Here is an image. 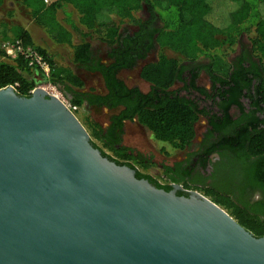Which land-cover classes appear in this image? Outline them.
<instances>
[{
    "label": "trees",
    "instance_id": "1",
    "mask_svg": "<svg viewBox=\"0 0 264 264\" xmlns=\"http://www.w3.org/2000/svg\"><path fill=\"white\" fill-rule=\"evenodd\" d=\"M21 3L31 9L34 23L51 40L73 48L74 65L97 74L104 92L84 91V83L78 76L59 66L44 50L36 49L50 67L46 82L59 88L71 106L78 109L89 106L119 110L110 117L106 129L89 124L91 137L100 146L92 141L91 144L102 156L135 170L137 179L170 192L171 185H161L142 173L140 170L146 171L149 164L121 145L125 123L136 122L155 141L184 151L195 139V125L204 118L207 130L191 157L203 171L211 156L218 154L222 161L211 165L208 178H185L192 168L185 170L182 163L166 167L164 176L170 184L181 185L184 190L201 189L255 237L264 236V0H55L48 5L43 0H21ZM3 6L4 1L0 0V10ZM65 7H71L78 15V23L66 15L70 29L57 20L58 12ZM144 7L148 16L141 20L137 13ZM115 18L128 21L136 31L132 35L120 33ZM10 31L12 41L33 47L25 29L14 26ZM70 31L78 37L76 44H72ZM93 35L105 46V63L93 51ZM243 35L248 38L250 51L234 58L226 75H219L216 69L222 63L217 59H226L234 52ZM3 40H9L5 34ZM155 48L159 49L156 60L143 65L139 72L141 80L150 86L147 93L119 80L121 71L134 68ZM165 49L179 55L191 67L165 56L162 53ZM201 72L210 82L209 91L196 85ZM40 78L45 82L39 70L28 67L23 58L11 60L0 54V89L11 86L18 95L30 97L37 87L36 79ZM177 82L182 83L183 91L202 96L215 110L200 108L196 101L180 96L172 90ZM239 173L242 183L237 177ZM238 181L242 193L252 192L250 198L237 194ZM256 192L261 197L255 201Z\"/></svg>",
    "mask_w": 264,
    "mask_h": 264
},
{
    "label": "water",
    "instance_id": "2",
    "mask_svg": "<svg viewBox=\"0 0 264 264\" xmlns=\"http://www.w3.org/2000/svg\"><path fill=\"white\" fill-rule=\"evenodd\" d=\"M177 191L102 156L41 89H0V264H264V236Z\"/></svg>",
    "mask_w": 264,
    "mask_h": 264
},
{
    "label": "rangeland",
    "instance_id": "3",
    "mask_svg": "<svg viewBox=\"0 0 264 264\" xmlns=\"http://www.w3.org/2000/svg\"><path fill=\"white\" fill-rule=\"evenodd\" d=\"M4 6L0 10V54L4 53L3 45L7 41L12 42L13 36L10 31V27L19 26L25 29L32 40L33 48L44 50L52 60H54L59 66L64 67L66 71L72 72L76 76H78L82 82L84 83V91L92 90L97 94H102L104 92L103 84L100 77L97 74L89 73L82 68L77 67L73 63V48L68 45H60L55 43L50 39L48 34L44 29L37 26L32 19V11L24 7L21 3V0H3ZM54 2L55 0H48ZM50 3V2H49ZM9 15L11 18L9 19ZM66 15H69L70 21L74 23H78V15L77 13L71 9V7H65L58 12L57 20L67 29L69 28L68 18ZM148 16L147 10L144 7L140 12L137 13V17L141 20L146 19ZM117 22H119L120 33L126 35H132L136 31V27L131 25L128 21H119L115 18ZM5 24V25H3ZM3 26L5 28H3ZM71 32V31H70ZM72 33V44H76V39L78 38L75 33ZM3 34L7 36L9 40H3ZM91 44L94 53L102 59L105 63V46L99 40V37L96 35L92 36ZM234 52L230 53V55L226 59L218 58L217 61L221 62L222 65L219 66V69H216L219 75H226L228 71L231 69L230 62L238 57L243 52L250 51V43L246 35L241 36L239 42L234 47ZM159 49L155 48L152 52H150L147 58L143 61H139L137 65L131 70L121 71L118 75L119 80H121L128 87H136L142 93H147L149 91V84L142 81L139 72L140 68L150 62H154L158 55ZM162 53L168 58L178 60L181 65L190 66L188 62L182 61L179 55L171 52L170 50H162ZM6 55V54H5ZM12 60V59H11ZM199 63H206L205 60H199ZM191 67V66H190ZM188 72L184 74V78L188 79ZM37 88L41 86L42 78L36 79ZM196 85L205 90H210V82L204 73H200L198 79L196 80ZM172 90L179 92L180 96L187 97L192 99L198 103L200 108L209 109L210 102L205 100L204 98L198 97L196 94L191 92H185L182 90V83H175L172 87ZM119 110L109 111L104 108L98 107H83L74 112L75 117L81 123V125L88 132L90 139L96 145L100 146V144L91 137V130L89 128V124L93 123L98 125L102 129H106L109 123V119L112 115L118 113ZM207 130V124L204 118H200L197 124L195 125V139L193 140L191 146L184 151H177L172 149L169 145L159 143L155 141L150 133L139 126L136 122L125 123V132L122 136L121 145L130 149L132 156L138 158L139 160H144L149 164V168L146 171L140 170L142 173L149 175L153 179L158 182H162V177L166 179L164 176L165 168L171 167L174 162L178 161H192L191 155L196 152L198 149V145L201 143L203 135ZM109 154V153H108ZM210 160H214V157H211ZM220 171V169H219ZM238 179L242 176L239 173L237 175ZM238 181L235 184L236 192L238 195H244L238 188ZM183 188V187H182ZM188 191H197L202 196H205L201 189L199 190H188ZM248 198L251 197L252 192H248ZM246 194V193H245ZM209 200H212L211 197L205 196ZM254 200L256 201L259 198V194L253 195ZM222 208V207H221ZM223 209V208H222ZM226 213L231 216L230 211L223 209ZM232 217V216H231ZM233 218V217H232Z\"/></svg>",
    "mask_w": 264,
    "mask_h": 264
},
{
    "label": "built area",
    "instance_id": "4",
    "mask_svg": "<svg viewBox=\"0 0 264 264\" xmlns=\"http://www.w3.org/2000/svg\"><path fill=\"white\" fill-rule=\"evenodd\" d=\"M44 2L45 4H49L50 1L44 0ZM3 49L8 58L15 59L16 57H21L27 63L28 67L39 70V72L43 75L45 82H43L41 86H38V89L43 90L48 96L55 94L57 96L56 98L74 115V112L77 111L78 108L71 106L69 99L62 94L59 88L46 82L49 79L50 67L44 57L40 55L35 48L29 46L24 47L19 40H16L4 43ZM162 180V182H158L161 185H174L170 184L164 177H162Z\"/></svg>",
    "mask_w": 264,
    "mask_h": 264
},
{
    "label": "flooded vegetation",
    "instance_id": "5",
    "mask_svg": "<svg viewBox=\"0 0 264 264\" xmlns=\"http://www.w3.org/2000/svg\"><path fill=\"white\" fill-rule=\"evenodd\" d=\"M185 91V90H184ZM185 92H191V93H194V92H192V91H185ZM194 94H196V93H194ZM198 97H201V98H203L202 96H199L198 94H196ZM210 106H211V103H210ZM209 109H214V108H209ZM215 110V109H214ZM211 157H214V160H210L209 161V166L206 168V170L205 171H203V170H201L200 168H198L197 167V164H196V162H195V159L194 158H192V161H176V162H174L173 164H172V166L174 165V164H177V163H182V167L185 169V170H190L191 168H192V171L189 173L190 175L188 176L187 174H185L186 175V177L185 178H188L189 180L190 179H202V178H208L209 176H211V172H212V168H211V165L212 164H215V163H220L222 160H221V158L219 157V155L217 154V155H214V156H211ZM210 157V158H211ZM189 162V163H188ZM210 182V180H207V183H209ZM180 187H181V191H177V193H183L184 195H188V192H190V191H188V190H184L183 188H182V186L181 185H179ZM236 193V192H235ZM256 193H258V192H256ZM248 192L246 193V194H244V198L245 199H248L247 197H248ZM259 194V193H258ZM254 195V194H253ZM261 194H259V197H261L260 196ZM254 199V198H253Z\"/></svg>",
    "mask_w": 264,
    "mask_h": 264
},
{
    "label": "bare ground",
    "instance_id": "6",
    "mask_svg": "<svg viewBox=\"0 0 264 264\" xmlns=\"http://www.w3.org/2000/svg\"><path fill=\"white\" fill-rule=\"evenodd\" d=\"M43 91V90H42ZM44 92V91H43ZM52 96H54V98H56L57 96L55 94H52ZM57 99V98H56Z\"/></svg>",
    "mask_w": 264,
    "mask_h": 264
},
{
    "label": "crops",
    "instance_id": "7",
    "mask_svg": "<svg viewBox=\"0 0 264 264\" xmlns=\"http://www.w3.org/2000/svg\"><path fill=\"white\" fill-rule=\"evenodd\" d=\"M43 2H44V0H43ZM45 3V2H44ZM52 2L50 1V3L49 4H51ZM48 5V4H47Z\"/></svg>",
    "mask_w": 264,
    "mask_h": 264
}]
</instances>
